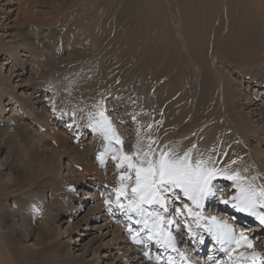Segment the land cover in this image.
Instances as JSON below:
<instances>
[{
	"label": "bare ground",
	"instance_id": "bare-ground-1",
	"mask_svg": "<svg viewBox=\"0 0 264 264\" xmlns=\"http://www.w3.org/2000/svg\"><path fill=\"white\" fill-rule=\"evenodd\" d=\"M178 1L183 2L185 6L179 2L178 6L171 7L168 11L163 9L161 0H125L124 2L126 8L133 9L137 21L135 29L137 31L132 39L131 36H123L115 45V49H122L125 55L129 54L127 55L129 60L137 62V70L148 71L149 79L151 76L150 87L146 88L148 84L146 83V86L135 89L129 94L125 93L126 99L120 98L121 92L124 91L120 87L116 89V93H113L118 94V98H114L113 102L119 109L121 121L127 123L125 126L128 125L132 133V140L123 144V152L126 154H131L134 151L133 146L138 141L141 146L145 147L149 142L144 127L141 125L145 114L148 116L156 114L163 120L162 124L173 126L172 120L169 119L173 117L172 110H166V107L170 108L175 103H165L169 94L163 88L166 84L164 78H167L171 73L175 79L187 78L188 84L195 90L196 95L206 94L208 100L215 103L218 97H222L220 81L215 70L216 63L224 61L234 66L242 63L248 64L258 57L260 48L264 50V0ZM0 10L2 11L1 27H3V19L4 21L8 19L6 15L14 14V20H16L19 14H25V12L21 13V10H24L21 0H0ZM5 10L7 11L5 12ZM214 10H217V18H221L226 23L219 26L213 25L207 33L204 30V24H213L212 13ZM203 11L208 12L209 18L203 19ZM88 21V19L81 20L79 29L81 30ZM41 24L36 23L33 28L22 27L20 30H16V33L13 34L20 35L18 39H12L17 42L16 45H12L8 53H3L9 62L5 61L2 64L5 68L1 69V74L2 71L6 73L0 76V155H3V151L7 150L6 147L9 144L12 145L14 141H17L29 151L27 163L37 165L29 169L24 164L21 172L15 171L14 177H18V180L16 178L12 180L14 183L11 193L13 197L20 196V198L16 199L18 202L13 204L12 210L7 213L2 211L1 205L5 204L6 198L4 201H0V264H27L29 261L27 255L24 257L15 255L17 260H13L7 254L4 256L2 251L9 250L14 243H22L26 253L29 250L44 249L59 236L57 233L59 234L61 228L66 238L61 245L63 256L66 259L58 261V264H217V260H220L218 264L223 262H225L224 264L228 262H230L228 264H252L250 259L243 260L241 254L251 256L253 253L259 254L256 264H262L260 259L264 256V242L261 247H257L252 236L263 233L264 225H261L254 217L255 223L248 227L245 226V222L251 221L253 216L239 212L232 206V203H225L221 200L217 204H213L209 211H207V204L205 206L207 200L204 201L201 208L195 207L189 200L183 201L192 209L193 213H199V216H189L184 208L185 204L179 200L175 201L178 203L175 207L174 205L170 206V209H173L171 213L162 212L165 218V234L171 235L174 247H169L163 242L157 243L159 237L152 239L150 241L152 245L148 246L143 239L142 243L133 241L128 227H132L135 231L139 226L129 221L116 206V197L113 192L114 188L120 187L122 182L119 177L126 170V165L118 170L116 168L118 161L112 159L114 153L111 149H119L120 145L116 144L115 140L110 145L109 141L104 140L100 133H94L89 127L90 115H94L99 110H103L106 116L109 115L106 111L110 110L112 104L106 101L105 96L111 95V92H104L100 89V91H93L91 90L93 87H89L90 89L85 87L84 92L87 100L89 99L93 103L91 106L85 105L87 108H80L81 105L77 104L72 96L81 90L82 84L76 78L66 80L70 77L73 63L69 62L58 66L53 63L51 55L44 58L45 53L48 55L51 53L49 51L56 49L59 35L54 32L52 37L56 41L50 42V37L45 40V36L41 35ZM15 36L11 34L10 37L14 38ZM20 54L21 60L19 61ZM15 57H17L16 60ZM27 62L30 71L26 73L29 75L25 77L24 67ZM97 62L100 67L109 65L105 62L102 64L98 60ZM11 65L18 70L16 73H13ZM31 76L33 79L29 85ZM11 78L16 79L14 84L10 82ZM99 79L101 80V78ZM145 80L148 81V79ZM180 86L185 87L186 90L189 89L183 81ZM215 87L219 88L215 89ZM37 91L42 96L37 94ZM253 93L262 96L264 86L260 83L255 84ZM223 94L224 101L228 100L227 95ZM152 97H154L153 100ZM89 101H87L88 104ZM244 105L245 109H249L250 105L247 103ZM4 106L9 108H4ZM185 114L188 116V120L182 123L190 125V121L193 120L190 119L191 109H188ZM246 114H249L251 119L242 115L235 117L234 120L226 119L239 129L236 135L241 138L242 142L249 136H254L257 132L260 133L263 125L254 108ZM23 115L28 121L30 120L35 128L28 121L22 119ZM111 116L114 115L111 114ZM51 121L54 125L68 130L73 127L80 134L89 132V142L79 145L76 140H73L74 143L68 144V140L62 137L64 135L61 130L58 133L61 137L55 134L53 128L50 127ZM111 121L116 134L122 140L126 133L125 130H129V127L127 126L123 130L118 128L117 122ZM132 130H137L136 135ZM170 140H172L171 137L163 136L153 148H162ZM253 151L255 153L259 149L256 148ZM69 152L72 155L65 156ZM245 152L246 155L238 165L241 171H236L241 177L251 181L257 187L264 185L263 180L260 178L258 180L254 169L248 168L250 165L247 158L249 153L247 150ZM58 157L62 158L56 162ZM1 158L7 163L3 167L0 164V179L13 169L10 154L7 153L6 157ZM90 158H92L91 161ZM107 162L109 165L102 171L101 168ZM110 164L115 165L114 172H111L113 170L108 171L111 167ZM256 164L262 171L258 161ZM224 166L223 163L221 167ZM245 170H248V173L244 172ZM22 173L26 175L25 178H22ZM89 173L92 174L89 175ZM253 177L255 180L252 179ZM8 183L12 182L8 179L7 182H0V184ZM218 186L222 188V185L218 184ZM22 187L25 190L23 193L14 194L13 191L18 192ZM97 187L99 189H96ZM223 187L225 198L231 200L236 195L233 181L224 184ZM229 189L232 190V193L229 192ZM4 191L5 186L2 185L0 196ZM128 194L131 195L130 188ZM36 195L39 196L33 197ZM105 200H109L111 203L106 205ZM220 202L221 204H219ZM218 206H221V210ZM177 208L179 211L176 210ZM214 211L216 212L214 213ZM257 211L264 212V209L257 208ZM184 212H187L186 216L191 222L190 225L180 224L176 220L181 218L180 214ZM231 215L234 217H230ZM213 217L217 221L231 226L238 238L240 232H244L248 240L251 241V247H237L233 244L234 251L219 259L218 256L224 251L226 245L218 243L214 235L208 231ZM168 221L171 223H167ZM124 223L126 226L123 225ZM2 229L5 231L1 232ZM137 238L143 237L140 238L138 233ZM208 243L211 245L210 252L206 257H203V254L200 253L202 246ZM190 244H195L194 248L198 250L195 251V256L192 253L194 248L189 247ZM74 249L76 252V255L73 256L74 259H67L69 255H73ZM184 250L186 253L183 255ZM88 255L90 257L87 259ZM157 257L160 258L159 261ZM223 259L225 261L221 263Z\"/></svg>",
	"mask_w": 264,
	"mask_h": 264
},
{
	"label": "rangeland",
	"instance_id": "rangeland-1",
	"mask_svg": "<svg viewBox=\"0 0 264 264\" xmlns=\"http://www.w3.org/2000/svg\"><path fill=\"white\" fill-rule=\"evenodd\" d=\"M21 2L23 3L24 9L21 10V13L25 12L26 15L19 14L16 20H14V14L11 16L6 15L8 19H6L5 21L3 19V27L0 26V76L6 73L5 71H2L1 74V69L3 70V68H5L2 66V64L5 61L9 62V60L6 59L7 56H3V53H8L10 47L14 44L16 45L17 43L12 39H18V36H20H15V34L13 33H16V30H20L22 27L33 28L36 23H42L43 26L41 24V35L45 36V40L50 37V42L56 41L52 37L54 36V32L59 35L58 44L56 42V49L54 51H49L51 53H49L48 55L45 53L44 58L51 55L53 63H56L58 66L72 62L73 69L71 71L70 77L66 80L68 81L69 79L72 80L73 78H76L77 80H79V83L82 84V86H80L81 90H78V92L74 94L75 98L74 95L72 96L76 103L81 105L80 108H87L86 106L92 105L91 103L93 102H90L89 99L87 100V96L85 95V87H93L91 88V90L93 91L100 89L104 92H111V95L108 94L105 96L106 101L112 104L110 110L106 111L109 114L107 115V117L110 120H113L114 123L117 122L116 124H118V128L124 130L128 125L125 126V124L127 123H123L124 121H121L122 118L119 115V109L116 105H114L113 102L114 98H118V94L113 93H116V89L120 87L122 90L124 89V91L120 94V98L123 97V99H126L127 96L125 95L127 93L129 94V92H133L135 89H139L144 85L146 86V83H148L146 88L150 87L149 83H151V76L149 79L148 71L137 70V62L135 63L134 61L129 60V56H127L129 54L125 55L122 49H115V45L119 42L120 39H122L123 36H131L132 39L137 31L135 30L137 21L133 9L125 7V0H21ZM179 2L180 1L178 0H161V5L163 6V9L165 11H168L171 7L178 6ZM180 4L182 6H185L183 2H180ZM7 10H5V12ZM158 10L159 9L157 8V11ZM216 11L217 10H214V12L212 13L213 24H204V30L207 33L213 25L219 26L225 25L226 23L221 18H217L218 13ZM1 15L2 11L0 10V16ZM202 16L203 19L209 18L207 11H203ZM87 19L89 21L85 23V25H83L82 29L80 30V21ZM0 21H2L1 17ZM11 34L15 37L11 38ZM19 52L22 53L21 51ZM20 56L21 54L18 56L19 61L21 60ZM16 58L17 57H15V60ZM97 60L101 61L102 64L109 63V65L100 67L98 66L99 63L97 62ZM13 62L15 63V61ZM113 66H115L116 69ZM29 68L30 66L27 62L24 67L25 77L29 75L26 74L30 71ZM11 69L13 73H16V71H18L16 68H13V65H11ZM215 70L220 81L219 87L222 95L221 98L218 97V99H216L215 103H213L211 100H208V95L206 94L203 96L196 95L195 90L191 87L190 84H188L187 78L182 79L179 77L175 79L172 73L167 78H164L166 84L163 86V88L165 92L169 94L168 98L165 100V103H175L170 108L165 106L166 110H172L173 117H170L169 119L172 120L171 123L173 124V126H166L165 123L162 124L163 120L157 117L156 114H151L149 116L145 114L144 120L140 119L141 125L144 127V132L149 139L155 142L153 144V147H155L161 141L163 136L171 137L172 140L166 143L167 146L175 147L178 151L191 148L193 155L197 158L204 159L206 161H209L210 163H215L218 168L224 169L229 173L236 170L241 171L238 165L242 158L246 155L245 150H247L249 153L247 158L249 159L248 161L250 163L248 168H253L256 176L258 177V180L260 178V180L264 181V167H262V165L264 164V93L262 96H257L253 93L255 84L260 83L264 86V50L263 48H260L258 57L253 59L248 64L242 63L234 66L221 61L216 63ZM140 71L141 73H143V75H140L141 73H138ZM99 78H101V80ZM32 79L33 78L31 76L29 85L32 83ZM145 79H148V81ZM15 81V78H11L10 82L14 84ZM109 81H111V83H109ZM181 81H183L185 86L189 89L186 90L185 87L180 86ZM106 82L107 84H105ZM218 88L215 87V89ZM28 89L29 87L27 86V90ZM223 93L227 95L228 100L224 101ZM37 94L41 95L39 91H37ZM153 99L154 97H152V100ZM87 101H89V104ZM245 103L250 105L248 107L249 109H245ZM5 107L7 106H4V108ZM252 108H254L255 113L262 120V131L260 133L257 132L256 134H254V136H249L246 140L244 139V142H242L241 138H238V136L236 135L239 132V129L236 126L230 124L226 119L234 120L235 117H240L241 115L250 118V115L246 113ZM188 109H191L192 116H190V119H193L192 122L190 121V125L182 123L185 122V120H188V116L185 114ZM111 114L114 116H111ZM22 119L24 121H28L24 115L22 116ZM28 122L30 123V120ZM32 126L35 128L34 125ZM50 127L53 128V131L56 135H59V130H61L62 135H64L62 137L68 140V144H72L74 143L73 140H76L77 144L82 145L89 142L90 140L89 132H82V134H80L73 127L71 128V130H68L64 127H59V125H54L53 121H51ZM36 129L39 130L37 127ZM132 131H134V135H136L137 130ZM125 132L126 133L122 138L123 144H127V141L130 142L132 140L130 127L129 130H125ZM59 137L61 136L59 135ZM10 145L11 144L6 147L7 150L3 151V155H0V164L2 165V167L7 163V161L3 160V158L1 157H6L7 153L10 154L11 165H13V169L5 174L4 178L1 177L0 179V182H7V179L12 182L8 184H0V187L2 185L5 186V191L1 192L2 196H0V201H4V199L6 198L5 204L1 205V210L6 213L13 209V204H16L19 200L18 198H20V196H18V198L13 197L11 193V191L13 190L12 184L14 183V181L12 180L14 178L18 180V177H14L15 171L18 170V172H21V170H23L24 164L25 166L27 165L29 169L37 165L27 163L26 160L28 158L29 151L24 146L18 144L17 141H14L13 144L11 146ZM256 148L259 149V151L254 153L253 149ZM11 153H13L14 155ZM70 155H72V153L69 152L65 156ZM60 158L62 157H58L56 162ZM209 158H211V160H209ZM256 159L258 161V164L261 166L262 171L256 164ZM91 160L92 158H90V161ZM232 161H235V163H231ZM261 162H263V164H260ZM223 163L225 164V166L221 167ZM108 165V162L104 164V166L101 168L102 171L107 168ZM110 165L111 167L108 169V171L113 170L111 172H114L115 165ZM125 171L126 170H124L122 173H124ZM244 172L248 173V170H245ZM25 174H21L22 178H25ZM91 174L92 173H89V175ZM95 174L102 175L97 173ZM9 176H11L10 179ZM228 183H232V181L225 179L222 176H218L213 181V184L217 189V194L215 197L207 199L205 203V206L206 204L208 206L207 211H209L210 207L213 204H217L219 200L229 201L228 203H231L230 199L225 198V192L223 191V185ZM218 184L222 185V188H220ZM96 189L99 188L97 187ZM24 191L25 190L22 187L20 188V190H18V192H16V190L13 192L14 194L18 195V193H23ZM230 191L232 193V190L229 189V192ZM38 196L39 195L33 197ZM183 201L187 200L181 197L179 202ZM183 203L185 204V202ZM177 204L178 203L174 202V207ZM219 204H221V202ZM218 208L220 209L221 206H218ZM172 210L173 209H170L167 213H171ZM160 211L162 212V210ZM215 212L216 211H214V213ZM186 213L184 212L183 214H180L181 218L176 220L180 224L182 223L190 225L191 222L188 221L189 218L186 216ZM228 213L230 212L228 211ZM230 217L234 216L231 215ZM254 223L255 218L253 217L251 221L245 222L244 225L248 227ZM123 225L126 226V223H124ZM2 230L3 231L1 232L5 231L4 229ZM57 235L59 236L44 249H36L32 251L29 250L26 253L22 243H14V245L9 248V250L5 249L6 252L2 251V254L4 256L5 254H7L8 256L12 257L13 260H17L15 255L19 257H24L25 255H27L29 258L27 264H58V261L66 259V257L63 256V249L61 248V245L64 243L66 238L63 234L62 228L60 229L59 234L57 233ZM139 235L140 238L143 237L141 239L145 240V244L147 246L152 245V243L150 242L151 240L147 238L145 232H139ZM252 238H254L257 247H261V244L264 242V232L257 235L253 234ZM194 246L195 244L189 245V247L192 248H194ZM202 247L203 248L201 249L200 253L203 254V257H206V255H208L210 252L211 245L208 243L203 245ZM195 251L197 252L198 250L195 248L194 250H192L194 256ZM185 253L186 250L183 251V255ZM227 254L228 253L223 251L218 257L220 259L221 257H225ZM75 255L76 252L74 249L73 255H69L67 259H74L73 256ZM89 257L90 255H88L87 259ZM260 260L262 264H264V256H262ZM217 261L219 262L220 260ZM223 261L225 260L223 259L221 263ZM155 262L157 263V261ZM224 263L225 262H223L222 264Z\"/></svg>",
	"mask_w": 264,
	"mask_h": 264
},
{
	"label": "snow or ice",
	"instance_id": "snow-or-ice-1",
	"mask_svg": "<svg viewBox=\"0 0 264 264\" xmlns=\"http://www.w3.org/2000/svg\"><path fill=\"white\" fill-rule=\"evenodd\" d=\"M89 127L94 133H100L110 145L113 140L120 145L119 149H111L114 153L112 159L118 161L116 164L118 170L126 165V171L119 177L122 182L120 187L114 188L113 192L116 206L129 221L139 226L135 231L128 227V232L135 243L143 242L137 236L139 232H145L149 240L159 237L157 243L163 242L169 247H174L171 235L165 234V218L162 212H168L170 206L181 197L191 201L197 208L203 207L205 200L217 194L213 181L218 176L233 181L236 195L231 198L232 206L239 212L255 217L264 225V212L257 211V208L264 209V185L257 187L236 171L229 173L218 168L215 163L197 158L191 148L179 151L167 145L159 149L153 148L155 142L151 139L146 147L141 146L138 141L133 146L134 151L126 154L123 152V141L116 134L112 121L103 110L89 116ZM231 163L234 164L235 161ZM252 179L255 180V177ZM109 203H111L109 200H105L106 205ZM184 208L189 216H199V213H193L187 204ZM176 210L179 211L178 208ZM208 231L214 235L218 243L226 245L224 248L226 253L234 251L233 244L237 247H251V241L244 232H240L238 238L231 226L217 221L215 217L212 218ZM241 257L256 264L259 254L253 253L251 256L241 254ZM159 259L157 257L158 261Z\"/></svg>",
	"mask_w": 264,
	"mask_h": 264
}]
</instances>
